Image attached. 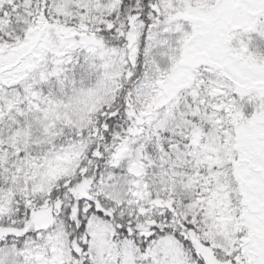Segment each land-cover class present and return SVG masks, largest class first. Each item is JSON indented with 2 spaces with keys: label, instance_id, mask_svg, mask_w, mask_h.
<instances>
[{
  "label": "snow or ice",
  "instance_id": "snow-or-ice-1",
  "mask_svg": "<svg viewBox=\"0 0 264 264\" xmlns=\"http://www.w3.org/2000/svg\"><path fill=\"white\" fill-rule=\"evenodd\" d=\"M0 264H264V0H0Z\"/></svg>",
  "mask_w": 264,
  "mask_h": 264
}]
</instances>
